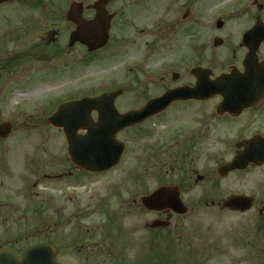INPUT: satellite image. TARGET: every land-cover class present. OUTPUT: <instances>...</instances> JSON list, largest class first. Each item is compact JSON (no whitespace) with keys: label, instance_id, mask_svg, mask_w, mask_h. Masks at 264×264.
Masks as SVG:
<instances>
[{"label":"flooded vegetation","instance_id":"obj_1","mask_svg":"<svg viewBox=\"0 0 264 264\" xmlns=\"http://www.w3.org/2000/svg\"><path fill=\"white\" fill-rule=\"evenodd\" d=\"M68 2L70 9L77 1ZM79 3L85 13L94 12V3ZM64 6L58 0L0 4L4 25L0 32V94L14 71L18 73L26 65L30 70L41 59L51 62L68 55L67 48L58 44L64 32L55 29L57 12ZM7 7L22 17L15 33H11L7 11L1 10ZM23 9L35 17L24 19ZM190 15L188 11L187 18ZM241 49L245 50L243 56L249 53L247 47ZM259 61L263 60L259 57ZM195 66H201L200 62ZM192 68L185 76L172 73L167 82L165 73L159 84L151 83L164 85L162 94L148 97L141 105H116V109L121 114L140 111L168 90L194 88L198 79ZM90 117L91 122L81 123L75 132L83 140L82 148H71L64 129L51 125L66 145L60 163L55 151L44 159L39 157L40 150L27 162L37 202L33 198L24 206L21 196L16 202L0 197V221L27 217L30 209L37 216L50 211L46 228L50 238H37L35 243H31L35 236L6 243L0 240V248L20 255L31 246L51 244L61 264H264V99L224 100L218 95L173 100L109 142L102 136L91 137L90 130L102 128L97 112ZM4 122L10 121L0 124ZM32 123L37 128L39 122ZM14 150L0 147V186L12 172L9 156ZM47 167L57 172L43 173ZM26 178L19 181L25 183ZM59 184L84 187L85 191L78 200L71 196L66 206L58 207L57 196L44 193L43 187ZM161 189H165L164 195L154 201L155 206H146L145 200ZM111 200L118 207V221L110 212L115 210L112 205L106 207ZM233 200L247 201L250 208L243 212L226 205ZM106 217L115 223L106 222ZM115 226L114 232H106Z\"/></svg>","mask_w":264,"mask_h":264},{"label":"rangeland","instance_id":"obj_2","mask_svg":"<svg viewBox=\"0 0 264 264\" xmlns=\"http://www.w3.org/2000/svg\"><path fill=\"white\" fill-rule=\"evenodd\" d=\"M68 1L58 0L65 6L63 11L57 12L55 28L64 32L65 37L59 39L58 44L67 48L68 55L51 62L41 59V62L35 61L37 63L30 70L26 65V69L24 67L18 73L14 71L6 82V90L0 94V121H10L15 127L11 137L0 143V147L15 149L9 156L12 172L4 186H0V197L4 201L16 202L21 196L20 201L25 206L36 196L32 186L34 178H29L26 172L27 162L34 157L35 150L41 151L40 158L55 151L60 163L66 146L63 136L46 123L59 103L70 98L99 96L105 91L122 89L125 94L117 100L118 108L141 105L143 100L162 94V89H165L164 85L155 87L151 83L159 84L160 77L165 73L167 82L172 79L173 72L185 76L188 68L197 62L211 68L217 76L228 72L232 66L243 72L241 62L245 50L241 49V39L258 19L264 23V0H113L108 5L109 13L114 15L111 40L106 48L90 54L79 44L68 47L72 30L65 19ZM95 1L86 0L85 5H92ZM1 10L7 11L11 33H15L21 27L19 21L22 17L13 7ZM187 11L191 15L184 20ZM32 15L35 17V14L23 9L21 16L26 19ZM93 15L91 11L85 13L87 18ZM1 21L0 15V32L4 27ZM218 21L224 23L221 29L217 28ZM215 38L223 39L224 44L215 48ZM259 57L264 61V43ZM37 121L38 126L33 129L32 122ZM51 172H57V169L51 171L47 167L43 171L47 174ZM26 176L27 182L19 181ZM76 189L73 185L59 184L43 187V192L56 195L58 207H61L67 205L69 197L78 200L77 196H83L84 187ZM110 205L115 209H110V212L118 217V221V207L112 200L106 207ZM49 213L37 216L30 209L27 217L18 215L6 222L0 221V240L6 243L20 238L30 240L31 236H35V241L31 242L35 243L37 238H50L46 233L50 223ZM40 218L43 220L39 221ZM106 222L115 223L114 219L109 221L107 217ZM115 228L106 232H114Z\"/></svg>","mask_w":264,"mask_h":264},{"label":"water","instance_id":"obj_3","mask_svg":"<svg viewBox=\"0 0 264 264\" xmlns=\"http://www.w3.org/2000/svg\"><path fill=\"white\" fill-rule=\"evenodd\" d=\"M8 0H0V3H6ZM108 0H99L93 7L96 11L95 18L87 20L83 16V5L73 4L68 12L67 19L75 25V30L70 37V46L81 43L86 46L89 52H95L104 48L109 41V32L111 29V21L114 16L110 15L106 9ZM224 26L222 22L217 23L220 29ZM255 37V39H254ZM264 42V25L258 20L255 27L247 32L244 36V44L250 48L249 54L244 61L245 73L239 74L235 69L231 74L221 75L216 80L209 79L211 72L203 68H195L192 73L198 77V87L191 92L190 98H210L216 94H223L225 99H234L238 96L240 99H256L264 98V62L258 64L257 51ZM223 41L219 38L215 40V47H219ZM234 78V80L232 79ZM186 91L184 89H176L169 91L165 96L153 100L148 103L147 107L141 112H130L125 115L118 114L115 109V100L121 96L122 91L105 93L97 97H88L80 101H71L59 106L55 113L48 121L55 126L65 127V134L71 146L74 141H78L77 146L82 147V142L77 140L75 129L82 122H91L88 113L97 110L99 112L100 124H114V128H107L102 131V136L109 142V136L115 137L116 134L128 126H132L138 122L136 117H142L144 120L148 115V111L165 105L158 103L163 100H178L184 98ZM87 110V114L80 113L81 110ZM112 110V111H111ZM70 117V119H68ZM68 120H65V119ZM69 125H73L72 129H68ZM75 128V129H74ZM107 131H109L107 133ZM12 133V125L3 123L0 125V138L7 139ZM165 189L157 191L151 198L145 200V205L149 208L155 206V200L164 195ZM227 206H235L242 211L250 208L247 201L233 200ZM0 264H59L55 259V250L51 245L35 246L25 251L21 256L16 255L10 250L0 249Z\"/></svg>","mask_w":264,"mask_h":264}]
</instances>
